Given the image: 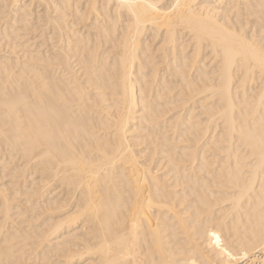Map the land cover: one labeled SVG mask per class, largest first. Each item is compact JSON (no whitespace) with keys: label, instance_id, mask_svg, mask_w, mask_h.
I'll list each match as a JSON object with an SVG mask.
<instances>
[{"label":"bare ground","instance_id":"6f19581e","mask_svg":"<svg viewBox=\"0 0 264 264\" xmlns=\"http://www.w3.org/2000/svg\"><path fill=\"white\" fill-rule=\"evenodd\" d=\"M262 50L264 0H0V261L264 264Z\"/></svg>","mask_w":264,"mask_h":264},{"label":"snow or ice","instance_id":"6c2138e0","mask_svg":"<svg viewBox=\"0 0 264 264\" xmlns=\"http://www.w3.org/2000/svg\"><path fill=\"white\" fill-rule=\"evenodd\" d=\"M126 6L129 7V8L134 7V5H131V4H127ZM5 7H6V6H5ZM149 7H153V6H152V5H149ZM260 57H261L262 62H264V50H262V51L260 52ZM261 143H262V146H264V136L261 137ZM216 241H217V245H219V243H220V239H219V237H216ZM246 254H247V253L245 252V255H246ZM228 255L230 256L231 259H235V260L237 261V264H239V258H238V257H234V256H232V254H231L230 252L228 253ZM0 264H3V262L0 261Z\"/></svg>","mask_w":264,"mask_h":264},{"label":"built area","instance_id":"2783aa9c","mask_svg":"<svg viewBox=\"0 0 264 264\" xmlns=\"http://www.w3.org/2000/svg\"><path fill=\"white\" fill-rule=\"evenodd\" d=\"M246 264H262V262H259V260H249Z\"/></svg>","mask_w":264,"mask_h":264}]
</instances>
